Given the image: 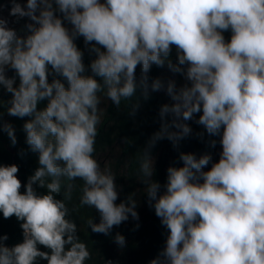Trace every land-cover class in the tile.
<instances>
[{
	"label": "clouds",
	"instance_id": "clouds-1",
	"mask_svg": "<svg viewBox=\"0 0 264 264\" xmlns=\"http://www.w3.org/2000/svg\"><path fill=\"white\" fill-rule=\"evenodd\" d=\"M54 2L73 26L71 33L54 15L53 0H27L23 7L12 0L10 15L35 22L27 25L25 37L0 18V85L12 93L8 114L32 117L23 129L39 165L23 193L17 165H0V213L23 221L21 243L8 247L3 243L7 236H0V264H35L37 257L47 264H84L89 258L64 200L54 196L62 177L83 181L80 204L99 213L98 223L87 220L93 232L107 235L129 215L138 219L132 195L114 203V175L101 170L92 155L100 123L98 93L103 91L117 107L129 101L138 86L136 66L146 74L151 64L163 65L173 45L179 65L187 64L191 83L179 89L173 81L167 83L174 103L161 106L160 129L140 155L139 179L168 229L162 259L150 264H264V0ZM229 29L226 42L222 32ZM77 35L103 46L104 51L91 49L96 53L90 64L94 75H83ZM49 65L67 80V88L59 79L48 82ZM6 66L18 75V87L6 77ZM168 66L181 71L170 62ZM140 86L147 98L146 75ZM163 87L159 79L151 84L153 91ZM43 98H48L47 106L37 111ZM201 110L198 123L209 134L223 127L218 162L203 171L209 155L181 153L182 166L167 168L165 190L158 194L151 147L165 137L176 146L190 132L184 121ZM166 114H171L170 122L164 120ZM2 127L14 145L12 125ZM34 183L46 186L47 193L38 195ZM115 242L123 247L124 236L117 233Z\"/></svg>",
	"mask_w": 264,
	"mask_h": 264
},
{
	"label": "trees",
	"instance_id": "trees-1",
	"mask_svg": "<svg viewBox=\"0 0 264 264\" xmlns=\"http://www.w3.org/2000/svg\"><path fill=\"white\" fill-rule=\"evenodd\" d=\"M22 7L26 5L27 0H16ZM103 2V0H102ZM12 0H0V9L4 8L10 12ZM39 10H37L38 14ZM54 15L59 17L62 24L71 33L72 25L65 20L63 13L57 10L53 0ZM10 28L14 29L21 37L29 34L28 24H34L29 17H18L10 15ZM225 41L231 38V30L222 32ZM76 47L82 53V62L85 71L83 75H94L91 72L90 64L96 58V53L91 49L99 47L104 51L103 46L96 44L95 41L86 43L83 36L74 37ZM169 62L172 65L181 68L180 72H174L169 68ZM187 64L179 65L177 58V49L173 45L169 56L165 59L163 65L151 64L149 71L144 74L138 64L135 69V79L137 88L134 96L129 101H122L117 107L104 95L103 91L98 93L100 103L98 105L100 114V123L97 125V135L95 138L93 157L97 160L101 170L107 168L114 175V182L117 190V200L127 202L129 195L136 201V212L138 219H133L130 215L128 220L121 222L118 226H113L110 232L105 235L96 233L87 225V220L92 219L94 223L99 222V213L94 207L82 206L80 204L81 188L83 181L75 179L68 181L61 178V190L54 194L56 199H62L68 209V219L76 225L75 235L79 242L85 244L89 252V258L84 264H150V261L161 258L168 229L161 224L160 218L156 216L154 207L149 205L145 185L139 179L140 155L147 147L148 141L157 132L161 126L160 108L164 104L174 103L166 92V86L169 81H173L175 88L179 89L185 85L190 86V81L186 79ZM5 75L7 78H14L13 87H18L19 77L15 70L6 66ZM147 76L148 95H143V88L140 81L143 76ZM99 83H103L99 76L94 77ZM48 82L53 79H59L68 87L67 80L52 71L48 66ZM159 79L165 87L153 91L151 84ZM12 93L8 92L3 85H0V165L15 164L18 167L17 178L21 182L19 191H25V184L34 174L38 165V153L31 150L26 143V133L23 125L30 120L31 116L17 117L8 114V107ZM48 103V98H43L37 103V111L43 110ZM135 106V107H134ZM201 112L194 113L193 116L184 121L188 124L190 132L183 137L176 146L166 137L158 140L150 149V154L154 157L153 180L160 184L159 193H163L167 183V168L171 166L180 167L181 153H191L199 158L202 155L211 157L209 164L202 170L207 171L212 164L218 162L222 145L220 139L223 127L217 134H209L205 127L198 123ZM171 114H166L165 121H171ZM12 125L16 143L13 145L7 132L3 129V124ZM174 130V129H172ZM46 182L47 179H46ZM71 185V188L68 185ZM33 189L38 195L46 194V186L33 184ZM67 194V196H66ZM15 215L4 218L0 213V236H7L3 243L12 247L23 241V229L21 223ZM119 233L124 236L125 244L120 247L115 242V236ZM68 247V246H66ZM37 248L43 252H50V249L37 244ZM35 264H47V260L37 257Z\"/></svg>",
	"mask_w": 264,
	"mask_h": 264
},
{
	"label": "rangeland",
	"instance_id": "rangeland-1",
	"mask_svg": "<svg viewBox=\"0 0 264 264\" xmlns=\"http://www.w3.org/2000/svg\"><path fill=\"white\" fill-rule=\"evenodd\" d=\"M0 18L6 19L8 24L7 26L10 27V17H9V13L6 9L2 8L0 9Z\"/></svg>",
	"mask_w": 264,
	"mask_h": 264
}]
</instances>
